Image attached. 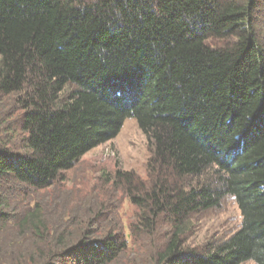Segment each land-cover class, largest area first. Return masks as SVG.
Listing matches in <instances>:
<instances>
[{
	"label": "trees",
	"instance_id": "obj_1",
	"mask_svg": "<svg viewBox=\"0 0 264 264\" xmlns=\"http://www.w3.org/2000/svg\"><path fill=\"white\" fill-rule=\"evenodd\" d=\"M260 23L264 0H0V105L21 112L19 148L0 122V264H123L132 235L160 233L147 264H264ZM129 119L151 151L146 182L114 179L137 210L131 233L93 230L100 216L70 232L36 203L16 211L12 199L65 180ZM226 197L240 228L188 247V221Z\"/></svg>",
	"mask_w": 264,
	"mask_h": 264
},
{
	"label": "rangeland",
	"instance_id": "obj_2",
	"mask_svg": "<svg viewBox=\"0 0 264 264\" xmlns=\"http://www.w3.org/2000/svg\"><path fill=\"white\" fill-rule=\"evenodd\" d=\"M259 27L264 30V23ZM0 105V122L4 126L18 132L13 144L14 149L21 146V134L14 115L10 110L15 107L13 100ZM12 115V116H10ZM23 136V135H22ZM151 151L146 136L140 130L135 119L125 122L119 135L87 153L68 173L65 180L58 181L55 186L39 194H34L29 199H24L21 193L18 199H12L16 211L21 213L26 205L40 204L43 215L49 225L67 227L70 232H75L78 224H85L88 220L97 219L99 222L93 230L104 229V232H113L118 228L131 230L132 223L136 220L137 210L132 206L125 191L114 184L118 170L134 172L143 181L148 180L147 164ZM212 174H207L201 181H208ZM197 184L198 181H192ZM193 184V185H194ZM22 192V191H21ZM21 198V199H20ZM242 214L232 197H226L221 206L206 212H201L192 217L186 224L184 232L186 245L193 249H203L210 243H218L234 234L241 226ZM129 228V229H128ZM100 232V231H99ZM102 232V233H104ZM165 233L164 229L162 233ZM160 233V232H159ZM164 237L158 234L154 238L132 235L129 244L136 248L122 259L123 264L135 259L138 264H147L150 252L154 251L156 238ZM101 239V234L95 236ZM132 256V257H131ZM131 257V258H130ZM254 264V263H247Z\"/></svg>",
	"mask_w": 264,
	"mask_h": 264
}]
</instances>
